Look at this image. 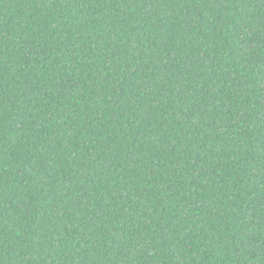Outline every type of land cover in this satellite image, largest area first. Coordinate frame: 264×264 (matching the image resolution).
Here are the masks:
<instances>
[{
    "label": "trees",
    "instance_id": "trees-1",
    "mask_svg": "<svg viewBox=\"0 0 264 264\" xmlns=\"http://www.w3.org/2000/svg\"><path fill=\"white\" fill-rule=\"evenodd\" d=\"M0 264H264V0H0Z\"/></svg>",
    "mask_w": 264,
    "mask_h": 264
}]
</instances>
